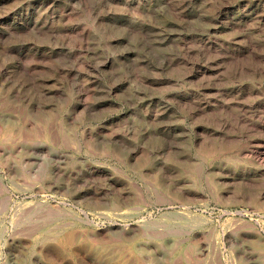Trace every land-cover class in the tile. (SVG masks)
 <instances>
[{
	"label": "rangeland",
	"instance_id": "rangeland-1",
	"mask_svg": "<svg viewBox=\"0 0 264 264\" xmlns=\"http://www.w3.org/2000/svg\"><path fill=\"white\" fill-rule=\"evenodd\" d=\"M0 264H264V0H0Z\"/></svg>",
	"mask_w": 264,
	"mask_h": 264
},
{
	"label": "bare ground",
	"instance_id": "bare-ground-1",
	"mask_svg": "<svg viewBox=\"0 0 264 264\" xmlns=\"http://www.w3.org/2000/svg\"><path fill=\"white\" fill-rule=\"evenodd\" d=\"M66 236V235H65ZM66 243L69 244L71 246V244L73 243V239L71 238V236L67 237L66 239ZM139 261V260H138ZM142 261V260H141ZM140 262V261H139ZM138 262V263H139ZM144 263V261H142ZM141 263V262H140Z\"/></svg>",
	"mask_w": 264,
	"mask_h": 264
}]
</instances>
